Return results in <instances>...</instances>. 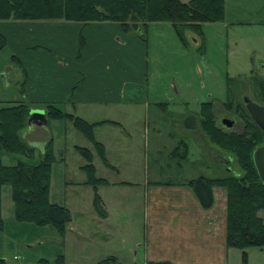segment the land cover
I'll return each mask as SVG.
<instances>
[{"label": "rangeland", "instance_id": "1", "mask_svg": "<svg viewBox=\"0 0 264 264\" xmlns=\"http://www.w3.org/2000/svg\"><path fill=\"white\" fill-rule=\"evenodd\" d=\"M181 1L187 3L191 0ZM239 22L243 23L235 25ZM254 22H264V0H225L224 19L203 23L199 31L185 29L180 32L168 22L149 24L148 85H128L126 95V100L138 105L133 115L137 121L128 125L126 130L105 124L95 131V139L107 149V163L100 158L92 142L66 120H49L44 129L32 136L35 142H31L36 144L33 158L9 153L0 146L2 164L14 166L24 162L36 166L42 160L43 151L52 142L55 161L51 169L50 201L60 205L67 203L68 207H63L72 215L74 225L84 226L86 230L83 233L93 236L90 245L86 242L73 244L77 236L67 232L68 225L63 234L54 225L40 226L34 222L18 221L12 189L5 185L0 214V259H5L6 264H54L59 256L66 254L69 262L88 258L95 264H115L108 254L117 255L124 237L132 240L140 228L138 218L142 216L144 199L141 196H144L145 182H163L168 178L176 180L173 174L178 168L177 161H171L169 155L181 139L191 147L190 159L182 162L184 178L194 179L199 175L210 179L226 177L229 166L225 162L230 156L233 170L239 172L233 155L210 142L206 130L199 126L198 118L202 105L212 103L217 126L228 132H244L243 121L226 110L225 105L232 101L244 106L245 98L256 102L260 100L264 70L261 65H256L252 71V64H259V53L264 54V28L249 25ZM11 50L7 46L0 51V107L26 101L21 94V66L13 60ZM146 103H169L170 107L167 111L153 106L146 110ZM33 106L45 108L46 105ZM58 106L64 112L87 116L89 122L108 116L103 106L79 107L75 112L69 103ZM116 116L112 118L124 119L119 117V113ZM226 119H232L231 127L224 123ZM125 120H128L127 117ZM192 120L196 128L182 132L183 123ZM170 133L174 135L171 139ZM199 142L201 153L197 146ZM76 146L92 151L97 177L112 184L109 188L100 187L99 192L97 190L109 206L111 215L98 229L93 220L94 225L91 223L90 226L83 218L90 215L96 221L100 218L93 206L96 190L93 187L72 186V182L87 179L81 168L89 164ZM121 182L130 184L121 185ZM214 188L223 190L227 203V190L218 186ZM105 236L115 239L114 245L107 249L101 247ZM86 252L87 257L82 256ZM58 263L63 264V260L59 259Z\"/></svg>", "mask_w": 264, "mask_h": 264}, {"label": "crops", "instance_id": "2", "mask_svg": "<svg viewBox=\"0 0 264 264\" xmlns=\"http://www.w3.org/2000/svg\"><path fill=\"white\" fill-rule=\"evenodd\" d=\"M249 25L264 28V22H254ZM149 28L150 25L143 32L142 38L136 33L125 32L117 23L83 25L63 21L0 22V34L6 39V47L12 49L13 60L21 66L23 75L21 94L31 110L46 111L45 108H36L33 105L48 103L57 106L69 103L74 112L78 111L79 107L103 106L107 109L105 111L108 116L97 119L96 122H89L87 116L70 114L89 123L105 122L100 126L109 124L124 130L137 121L136 116L133 115L138 105L132 100H126L128 85H148ZM258 59L260 63L253 62L252 71L256 65H261V69L264 70V54L259 53ZM152 106L156 109L162 108L164 111L170 107L169 103H146L145 108L149 110ZM116 113L124 119L112 118L117 117ZM126 117L129 122L125 120ZM46 118L49 122L47 113ZM46 124L38 125L28 121L27 130L23 134L24 140L27 139L26 141L35 148L36 144L32 136L37 135ZM198 124L200 126V114ZM100 126H97L95 131ZM182 126V132L192 131L186 127V123ZM173 137V133H170L169 138ZM197 146L201 153V143H197ZM77 147L80 146H76V149ZM104 148L107 152L105 146ZM190 156L189 143L184 139L179 140L169 155L171 161H177L178 168L173 174L176 180L168 178L163 182L150 180L145 182L144 196H141L144 199L142 216L138 218L140 228L135 232L132 240L124 237L122 248H117L121 250L116 251L117 255L108 254L111 262L115 264H264V248H250L246 250V254L241 250L228 248L226 195L223 190L214 188V206L209 210L202 208L190 185L202 175L194 179H186L183 175L185 171L182 162L189 160ZM87 182L88 177L80 182H72V186L92 188L86 184ZM122 184L130 183L121 182ZM111 185L106 182L98 187V192L100 187L109 188ZM115 185L117 184H113ZM51 202L68 207L67 203L60 205ZM93 204L95 206V203ZM108 207L102 199V210L98 211L99 213L96 211L99 220L96 221L97 219L90 215L83 217L84 222L91 226L93 220L98 225L97 229L102 227V222L111 217ZM74 224L76 223L71 215L67 232L76 234L73 244L86 242L90 245L93 236L83 233L86 230L84 226L81 228ZM114 241L113 237L105 236L102 238L101 247L107 249L114 245ZM86 255L87 252L82 253V256L87 257ZM59 259L63 260V264H95L88 258L81 261L73 259L69 262L66 254L59 256L54 264H59Z\"/></svg>", "mask_w": 264, "mask_h": 264}, {"label": "trees", "instance_id": "3", "mask_svg": "<svg viewBox=\"0 0 264 264\" xmlns=\"http://www.w3.org/2000/svg\"><path fill=\"white\" fill-rule=\"evenodd\" d=\"M225 17V0H0V22H52L117 23L127 33H136L143 38L149 24L168 22L178 31H199L203 23L220 22ZM6 48V39L0 34V51ZM260 100L264 105V84L260 86ZM232 100V99H231ZM226 110L236 114L244 123L243 133L224 131L217 126L212 103H204L200 112V126L209 135L210 142L230 153L239 167L233 170L231 156L227 157V176L223 178L201 177L190 183L201 206L209 210L214 206V187L227 190L228 248L246 254L250 248H264V185L253 162L254 151L264 144V135L251 119L246 106L228 102ZM48 120H66L90 140L100 158L107 163L102 143L95 139V128L104 124L89 123L59 106H45ZM31 109L27 103L0 107V146L9 153L33 158L35 149L23 138L28 127ZM188 129H195V121L186 122ZM89 162L83 167L88 177L87 185L96 190L95 207L101 209L102 199L97 190L106 180L96 176L93 153L89 148L77 147ZM55 161L52 142L48 144L41 162L28 165L18 162L7 166L0 162V214L3 187L12 189V201L18 221L54 225L65 233L71 215L63 206L50 201L51 169ZM107 165V164H106ZM1 216V215H0Z\"/></svg>", "mask_w": 264, "mask_h": 264}, {"label": "water", "instance_id": "4", "mask_svg": "<svg viewBox=\"0 0 264 264\" xmlns=\"http://www.w3.org/2000/svg\"><path fill=\"white\" fill-rule=\"evenodd\" d=\"M244 103L251 119L259 127L264 135V105L252 100L251 98H245ZM29 123H35L38 125L47 123L46 111L41 109L31 110ZM224 123L227 126L231 127L232 119H226L224 120ZM253 162L255 164L261 182L264 185V144L254 151ZM0 264H6V260L0 259Z\"/></svg>", "mask_w": 264, "mask_h": 264}]
</instances>
